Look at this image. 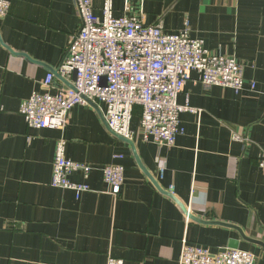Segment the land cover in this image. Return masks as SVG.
<instances>
[{"label":"crops","instance_id":"1","mask_svg":"<svg viewBox=\"0 0 264 264\" xmlns=\"http://www.w3.org/2000/svg\"><path fill=\"white\" fill-rule=\"evenodd\" d=\"M9 1L0 18V264H107L109 256L179 264L185 238L212 252L236 241L264 264V0H129L132 13L142 8L144 23L161 20L166 33L189 22L192 37L234 57L257 83L236 93L203 85L193 71L178 102L201 112L180 114L184 132L173 147L146 143L139 133L133 144L116 136L96 103L75 106L64 131L29 127L20 106L42 90L49 72L59 73L80 19L74 0ZM102 3L94 2L97 15ZM114 13L125 14V0H114ZM67 82L55 74L52 92ZM140 114L137 107L136 131ZM62 136L69 159L93 166L88 177L70 175L91 187L80 196L51 185ZM111 163L125 167L118 196L101 169ZM172 185L196 219L166 194Z\"/></svg>","mask_w":264,"mask_h":264},{"label":"built area","instance_id":"2","mask_svg":"<svg viewBox=\"0 0 264 264\" xmlns=\"http://www.w3.org/2000/svg\"><path fill=\"white\" fill-rule=\"evenodd\" d=\"M94 2L74 0L80 27L71 36L66 57L59 67V74L65 80L72 79L76 72L73 88L52 92L55 73L49 72L42 90L34 91L20 106L29 127L64 131L70 111L78 105L88 106L91 101L104 105V120L113 134L133 140L139 133L146 143L173 147L184 132L180 114L201 112L178 102L193 71L198 72L199 81L207 87L222 86L236 93L256 89L257 83L246 79L244 65L232 56L211 51L203 39L192 37L189 22L178 33H166L161 20L144 23L142 8L139 13H132L129 0H125L122 16L115 15L114 0H103L101 15L96 14ZM10 7L9 0H0V18L8 15ZM137 107L141 108V114L136 131L132 120ZM2 109L0 100V112ZM233 139L247 140L235 133ZM66 143L64 136L56 143L51 185L73 190L80 196L91 187L72 181L70 175L80 171L88 177L93 166L69 159ZM259 166L264 171V156ZM101 169L109 193L118 196L125 181L124 165L111 163ZM158 175L164 178L165 166L158 168ZM168 191L173 194L174 186ZM222 250L212 252L185 238L179 264L257 263L258 257L251 251L229 247ZM107 264H124V260L109 256Z\"/></svg>","mask_w":264,"mask_h":264},{"label":"water","instance_id":"3","mask_svg":"<svg viewBox=\"0 0 264 264\" xmlns=\"http://www.w3.org/2000/svg\"><path fill=\"white\" fill-rule=\"evenodd\" d=\"M55 74H56V76H57L58 79H60V80H62V81L64 80V78H62V77L60 76V74L58 73V71H56ZM75 76H76V72H74V74H73V77H72V79H71L72 81L75 80ZM67 84H68L69 87L73 88L72 83L67 82ZM89 104H92V102L90 101ZM116 136H118V135H116ZM118 137H121L122 139H124V140L128 141L129 143L133 144L132 140H128V139H126V138H124V137H122V136H118ZM158 187H159V186H158ZM159 189H161V188H159ZM166 194H167L168 196H170L171 198H173V200H175V202H176L177 204H179V206L182 208V210L185 212V214H187V215L189 216V218L196 219L193 215H191V214L188 212L187 207H186L184 204H182L181 202H179V200H178L173 194H171V193H169V192H166ZM237 246H238V243L235 241V242H233V245L230 244L229 246H225L224 248H222V249H223L222 251H224L225 248H227V247H229V248H237Z\"/></svg>","mask_w":264,"mask_h":264}]
</instances>
